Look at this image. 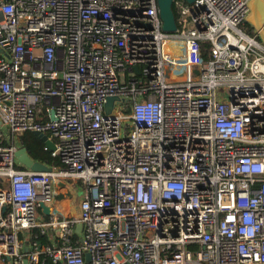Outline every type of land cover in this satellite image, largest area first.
<instances>
[{
	"label": "built area",
	"instance_id": "built-area-1",
	"mask_svg": "<svg viewBox=\"0 0 264 264\" xmlns=\"http://www.w3.org/2000/svg\"><path fill=\"white\" fill-rule=\"evenodd\" d=\"M249 2L176 0L171 34L157 0H0V264H264ZM25 132L62 165L23 166Z\"/></svg>",
	"mask_w": 264,
	"mask_h": 264
},
{
	"label": "water",
	"instance_id": "water-1",
	"mask_svg": "<svg viewBox=\"0 0 264 264\" xmlns=\"http://www.w3.org/2000/svg\"><path fill=\"white\" fill-rule=\"evenodd\" d=\"M175 1L176 0H157L159 16L162 21V30L166 33H175L178 30L177 25V16L175 13ZM188 4L192 5L196 0H185ZM250 15L247 19V23L253 26L257 33L259 34L262 42L264 43V0H250ZM3 50L0 48V53ZM137 73L139 72L138 67H135ZM198 73L197 71H195ZM118 98L111 97L107 100L106 112L110 113L112 111V105L114 101H117ZM34 134L51 150H55V144L49 137L40 132H34ZM16 157L18 161L25 166L26 168L34 172H46L51 171V169L44 163L37 162L33 160L27 152V149L21 147L17 153ZM41 208L47 213L50 214L51 209L41 204ZM80 228V227H79ZM41 247V244H40ZM25 264H29L28 261H25Z\"/></svg>",
	"mask_w": 264,
	"mask_h": 264
},
{
	"label": "trees",
	"instance_id": "trees-1",
	"mask_svg": "<svg viewBox=\"0 0 264 264\" xmlns=\"http://www.w3.org/2000/svg\"><path fill=\"white\" fill-rule=\"evenodd\" d=\"M175 13L177 16V10L175 8ZM248 27V28H247ZM245 28L247 31L252 33L253 28L249 23L245 24ZM207 45H203L202 53L205 59H209V54L206 52ZM18 145L27 149L30 157L40 163H44L49 165L50 167H58L61 166L62 163L59 158H54L51 155V152L45 150V144L33 133V132H25L22 134L17 141ZM35 233H38L37 231ZM40 241L45 244L46 236L39 235ZM47 243V242H46ZM44 264H53L51 259H45Z\"/></svg>",
	"mask_w": 264,
	"mask_h": 264
},
{
	"label": "rangeland",
	"instance_id": "rangeland-1",
	"mask_svg": "<svg viewBox=\"0 0 264 264\" xmlns=\"http://www.w3.org/2000/svg\"><path fill=\"white\" fill-rule=\"evenodd\" d=\"M247 28H248V27H247ZM227 96H228V93H226V98H228ZM77 196H80V193H79ZM76 198H77V197H76ZM76 198H75V199H76ZM63 207H65V206H63V205H59V207H58L59 209H58V210H59V211H64ZM39 213H40V211H37V215H38Z\"/></svg>",
	"mask_w": 264,
	"mask_h": 264
},
{
	"label": "crops",
	"instance_id": "crops-1",
	"mask_svg": "<svg viewBox=\"0 0 264 264\" xmlns=\"http://www.w3.org/2000/svg\"><path fill=\"white\" fill-rule=\"evenodd\" d=\"M252 26V25H251ZM252 28H253V26H252ZM247 29V28H246ZM255 28H253V30H254ZM254 31H256V30H254ZM259 35V34H258ZM259 38V40H261V38H260V36L258 37ZM0 127H1V123H0ZM6 133H7V130H6ZM8 141V140H7ZM66 213H71V214H75L76 212L74 211V210H71V211H66Z\"/></svg>",
	"mask_w": 264,
	"mask_h": 264
}]
</instances>
